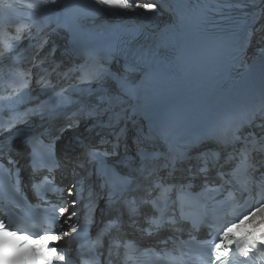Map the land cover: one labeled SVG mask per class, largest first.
Returning <instances> with one entry per match:
<instances>
[{
  "label": "snow or ice",
  "instance_id": "obj_1",
  "mask_svg": "<svg viewBox=\"0 0 264 264\" xmlns=\"http://www.w3.org/2000/svg\"><path fill=\"white\" fill-rule=\"evenodd\" d=\"M51 4L53 6L56 5V0H50ZM96 3L98 5L101 6H107L109 9H113V10H125V11H131V12H136L138 11V9H140L141 7L143 8V10L145 11V13L151 14L154 13L156 11V2L155 0H153V2H145L143 4L140 3H133L130 2V0H96ZM3 8V3L2 0H0V9ZM8 27L7 21L6 20H0V31H6ZM104 74H105V70L103 68L98 70L97 76L95 77V82L97 84L101 83L102 80L104 79ZM85 83H89L91 84L92 81H85ZM97 91H100V89H97ZM47 93L45 92V95ZM106 97L105 95H101L98 97V108L99 106H102L106 103ZM98 110V109H97ZM37 115L42 116V113H36ZM98 126V125H94ZM126 133V129H121L119 133H113V135L116 136V145L115 147L119 146V138L121 134ZM63 135V130H61L60 134L55 138V139H59L60 136ZM42 137H45V134L43 132L38 133L36 135H34L33 137L30 138L29 141H27V143H29L33 149L35 148L36 145L38 144H42L45 142L44 139H42ZM48 146L49 148L52 150L53 155L55 152V140H47ZM77 144H82L81 141H76ZM104 146V141L102 140L100 145H84L85 147V156L88 157L89 153H91L92 155L101 158L104 160V162L106 163V157L109 155H117L116 152H112V153H108L106 150L101 153L100 151L97 150L98 147H103ZM69 150H74L73 146H69ZM34 155V151L30 153V158ZM234 158L230 157L229 158V162H233ZM85 162L87 163H91V159L89 158L87 161H83L81 159V157L77 156L76 157V163L74 164V168L76 167H80L83 168L85 166ZM57 167H60V161L57 159L56 161ZM32 165L30 164V167ZM113 167H116L113 165ZM35 171V169H34ZM118 171V169H117ZM201 172L206 173L207 172V168H201L200 169ZM51 174V172L49 173ZM218 175H223L222 173H218ZM45 179H47V177H45ZM161 182L164 183V179L161 178ZM67 195L69 197H75L76 193L74 191V189H67ZM78 201L75 200L74 198L72 199L71 202V213L70 215L67 217L68 220H71L73 217H78L79 213H77L75 211V207L77 205ZM68 211V209H66L63 205H61L59 207V214L61 217L65 216V213ZM257 212H261L264 213V207H261L259 209L256 210V212H252L251 215L249 217H246V219H251L252 217H255V215L257 214ZM8 227L6 226L5 223L3 221H0V233H7L8 231ZM232 227H236L239 228L240 227V223H237L235 225L226 227L223 229L222 233L217 237V242L215 243V253H216V260L219 261L225 257L230 256V247L232 245H236V246H240L242 243L244 245H246L247 247H253L255 246L258 242L261 244H264V232L260 233L259 235H257V229L254 226L250 231H247L244 233V235L242 236H235L232 234ZM57 231H61V229H53L52 232H57ZM71 232L72 233H76L77 229L75 227L71 228ZM13 236H18L21 235V233L19 232H12L11 233ZM65 236L69 235L68 233H64ZM25 238V237H22ZM37 239L39 240H43L44 241V247L51 249V252L53 253L52 257L50 258L49 264H51L52 261H65L66 257L65 254L63 252H59L57 250L56 247H49V243L48 241H58L63 239L62 236L59 235H55V234H46L44 236H40L37 235ZM245 254H247L246 249L244 250ZM71 254L69 253V256ZM30 258L28 256V252H20L17 251L15 249H8L6 247L3 246L2 243H0V261H4L5 264H18L19 261L23 260V259H27Z\"/></svg>",
  "mask_w": 264,
  "mask_h": 264
},
{
  "label": "bare ground",
  "instance_id": "obj_2",
  "mask_svg": "<svg viewBox=\"0 0 264 264\" xmlns=\"http://www.w3.org/2000/svg\"><path fill=\"white\" fill-rule=\"evenodd\" d=\"M191 0H155L156 11L151 13L154 20L163 28L171 30L175 28L189 13ZM149 2H153L150 0ZM263 39L257 40L261 47H264ZM60 49V47L58 48ZM61 51V50H60ZM256 60L264 63V53L254 48Z\"/></svg>",
  "mask_w": 264,
  "mask_h": 264
}]
</instances>
